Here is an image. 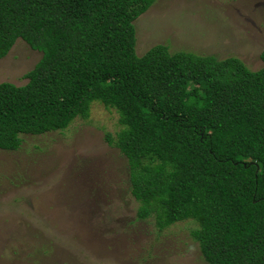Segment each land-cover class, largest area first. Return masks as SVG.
I'll return each mask as SVG.
<instances>
[{
	"label": "trees",
	"instance_id": "obj_1",
	"mask_svg": "<svg viewBox=\"0 0 264 264\" xmlns=\"http://www.w3.org/2000/svg\"><path fill=\"white\" fill-rule=\"evenodd\" d=\"M152 2L0 0V59L16 39L41 54L24 85L0 83V150L101 104L137 221L194 223L206 264H264V49L256 71L161 44L137 56L133 22Z\"/></svg>",
	"mask_w": 264,
	"mask_h": 264
},
{
	"label": "rangeland",
	"instance_id": "obj_2",
	"mask_svg": "<svg viewBox=\"0 0 264 264\" xmlns=\"http://www.w3.org/2000/svg\"><path fill=\"white\" fill-rule=\"evenodd\" d=\"M133 24L137 56L161 44L263 66L264 0H153ZM40 56L16 39L0 83L24 85ZM117 118L94 103L62 133L0 150V264H206L188 234L194 223L158 231L153 218L136 220L126 160L104 140Z\"/></svg>",
	"mask_w": 264,
	"mask_h": 264
}]
</instances>
